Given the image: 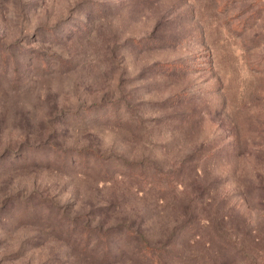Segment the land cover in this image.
Here are the masks:
<instances>
[{
	"label": "rangeland",
	"instance_id": "1",
	"mask_svg": "<svg viewBox=\"0 0 264 264\" xmlns=\"http://www.w3.org/2000/svg\"><path fill=\"white\" fill-rule=\"evenodd\" d=\"M0 264H264V0H0Z\"/></svg>",
	"mask_w": 264,
	"mask_h": 264
}]
</instances>
